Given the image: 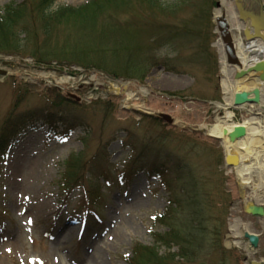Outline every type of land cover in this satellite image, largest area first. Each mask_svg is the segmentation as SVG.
<instances>
[{
    "label": "rangeland",
    "instance_id": "1",
    "mask_svg": "<svg viewBox=\"0 0 264 264\" xmlns=\"http://www.w3.org/2000/svg\"><path fill=\"white\" fill-rule=\"evenodd\" d=\"M129 1L132 9L116 14L118 21L136 18L155 26L166 24L182 35L153 51L158 64L141 80L110 79L112 83L83 69L80 65L87 59L71 58L68 53L90 51L97 40L73 20L55 24L46 35L38 25L35 39L27 40L22 34L23 46L28 47L19 55L24 60L0 55V71L6 73L0 75V129L18 99L22 102L12 116H40L36 130L16 141L0 166V264H127L134 244L156 246L151 232L166 234L173 226L189 239L194 264H243V257L252 258L244 250L246 245L237 250L227 245L233 218L261 235L260 256L264 254V220L244 214L236 173L223 164L221 141L207 136L205 130L217 116H224V110L217 109L224 102L215 47L219 41L214 23L217 0L215 6L208 0H186L174 11L170 8L177 0H159L168 9L156 17L141 10L137 1ZM87 2L54 0L50 12ZM259 2L264 12V0ZM12 3L21 0H0V11ZM109 12L97 17L98 27ZM30 18L27 10L23 22ZM171 34L168 31L165 37ZM231 35L234 42L242 37L234 29ZM35 43L45 46V58L51 63L48 69L42 70L30 57ZM99 58L98 54L91 57L94 62ZM115 59L105 54L107 69L100 71L114 77L110 66ZM68 64L72 67L64 66ZM35 81L43 84L24 87L23 83ZM47 90H58L63 96L72 93L81 99V107L54 105ZM256 109L236 110L231 121L242 124L257 114ZM145 116L165 124L156 125ZM46 122L54 133L49 135ZM68 130L69 136L61 139L60 133ZM98 153L97 158L107 165L94 159ZM73 159L78 160L80 176L90 169L101 174L103 168L112 176L108 186L99 182L105 186L104 197L88 221L81 211L80 190L63 187L67 162ZM154 168L166 171L172 193L152 175ZM122 173H129L127 183L114 184ZM252 188L253 183L242 189L247 203L264 206V199L254 197ZM133 197L140 203L132 204ZM160 216H166L162 223ZM95 245L100 256L93 262L90 248ZM156 247L160 255L176 254L179 249L173 243L168 250Z\"/></svg>",
    "mask_w": 264,
    "mask_h": 264
},
{
    "label": "trees",
    "instance_id": "2",
    "mask_svg": "<svg viewBox=\"0 0 264 264\" xmlns=\"http://www.w3.org/2000/svg\"><path fill=\"white\" fill-rule=\"evenodd\" d=\"M135 1L139 5L143 4V7L141 5L139 7L143 11L144 8L149 11V14L146 13L151 17L165 13L168 9L159 0ZM185 1L177 0L171 6V11H174V8H177L178 4H184ZM208 1L211 6H215L213 0ZM53 3L54 0H21L20 4L12 3L6 6L3 14H0V55L20 57L22 60V56H19L20 52L28 48L27 46H23V41L20 39L22 34L25 35L27 40L31 38L35 39L37 34H35L34 30L38 25L43 29L42 33L46 35L55 24L67 23L73 20L80 23L81 29L90 33L91 38L94 35L97 40V42L95 40L92 41L94 46L91 49L93 51L91 49L90 51L71 50L68 53L71 58L77 55L79 56L78 58H82L81 60L87 59L84 62L85 64L80 65L83 69L94 71L112 80H141L151 68H154L158 64V61L154 58L153 51L161 46L164 41L171 42L182 36H180V33L170 28L168 29L169 25L166 24L155 26L152 24V21L146 22L136 18L129 19L125 22L118 21L116 14L119 12H129L132 9L133 6L129 0H89L86 4L77 8L65 7L59 8L55 12H50ZM27 10L31 18L23 22ZM106 11L110 12L106 17L103 16L105 22L98 27L96 19ZM166 30L167 34L168 31L172 33L169 38L165 37L167 34L162 35ZM44 48V45L38 46L35 43L31 49L30 57L35 62L37 61L36 63L39 66H46L48 69L51 63L49 59L45 58V54L48 53ZM97 54L100 56L99 61L94 62L91 57ZM105 54L116 57L110 66L114 77L104 74L103 72L105 71H100V69H107ZM66 66H71V64ZM89 66L90 68H87ZM24 92H27V90H24ZM46 94L54 105L63 103L81 107V105H77L61 95L58 90H47ZM172 96L178 97L182 101H187L186 97L178 95ZM21 100H17L14 109L18 107ZM108 104L114 107L112 103L109 102ZM145 118L156 125L162 126L165 124L151 116H145ZM39 120L40 116L37 113H27L10 116L4 122L0 129V163L6 159L8 149L11 145L18 138L24 136L27 131L34 130ZM64 136L66 137L67 134H64ZM99 155L100 153L94 159L96 160ZM98 161H103V165H107V162L101 158H97ZM77 163L78 160L74 159L68 162L67 169L64 173L65 188L78 187L77 184L81 180L84 181L83 173L82 176L79 175L80 169L77 167ZM152 172L159 177L163 175L162 171L157 168H154ZM87 174L88 178L85 179L87 180L85 181L86 187H81V189L83 205L88 216L92 209L99 206L104 197V189L99 185V182L102 180L106 181L109 173L106 171V168L105 170L103 168L101 174H97V170L91 171V169L90 172L88 170ZM164 184L165 189L172 193L169 182L165 181ZM170 204L172 206L174 205L173 203ZM152 237L156 246L165 247L168 250L171 249L170 245L173 243L179 247L178 252L176 254L168 252L166 255H160L159 249L156 246L147 247L141 244H135L132 247L130 258H127L128 264H191L190 262L194 264L195 258L193 259L191 256L192 251L188 250L190 241L186 234L178 231L175 226L166 234L153 233Z\"/></svg>",
    "mask_w": 264,
    "mask_h": 264
},
{
    "label": "bare ground",
    "instance_id": "3",
    "mask_svg": "<svg viewBox=\"0 0 264 264\" xmlns=\"http://www.w3.org/2000/svg\"><path fill=\"white\" fill-rule=\"evenodd\" d=\"M215 2V0H213ZM216 8L214 11V21L220 18L222 15L227 21L231 32L233 29L238 33L242 34V37L235 41L236 53L241 63V69L246 70L245 67H251V65L257 61L264 63V41L257 40L253 49L254 54L250 56L249 50L246 49L243 30H249L250 26L243 24L239 21L237 7L244 10L247 13L261 15L264 17L263 8L259 0H217ZM250 10H255L252 12ZM260 15L259 18L262 16ZM264 32H262V35ZM254 43V42H253ZM234 46V47H235ZM218 50L220 66H221V89L223 94V105L218 104L217 109L224 110V116L215 118V124L212 126L205 127L206 134L209 137L220 139L222 146L225 150L226 155L235 157L238 162L237 167H233L232 170L236 173V179L239 183V189L243 187H250V184H254V188L251 189V193L257 199H264V82L259 81V73H254L255 76L248 78L253 73L240 81H235L234 76L237 71V67H231L226 61L224 54V45L221 41H217L215 44ZM250 79V81H248ZM254 88L260 90V102L258 105H248L249 107L255 106L257 114H252L246 122L242 124H233L231 121L234 114L232 109V103L234 95L237 92L251 91ZM242 106L238 110H243ZM252 113V112H248ZM243 126L246 129V136L234 143H229L227 136L236 127ZM253 178H256L254 181ZM264 201V200H263ZM130 202L134 205L140 203L138 197H133ZM251 204L245 206V209L249 208ZM263 208V205H257ZM264 220V217H253ZM229 231L232 236L231 241H228L227 245L239 247L245 240L241 238L243 234L253 235L260 238V234L251 232L247 224H244L239 218H233L230 222ZM242 239V241H239ZM95 246L90 248V254L92 255V261H96V257L100 256V253L95 250ZM248 246H245L247 249ZM263 263L257 262L258 264H264V257H262Z\"/></svg>",
    "mask_w": 264,
    "mask_h": 264
},
{
    "label": "water",
    "instance_id": "4",
    "mask_svg": "<svg viewBox=\"0 0 264 264\" xmlns=\"http://www.w3.org/2000/svg\"><path fill=\"white\" fill-rule=\"evenodd\" d=\"M237 9H238L239 21L243 24L247 23L246 25H248L249 23L250 26L249 30H243V38L246 49L249 50L251 56L252 54H254L253 49L255 47V43L257 42V40L261 39L264 41V34L262 35V32H264V17L261 15L262 13L256 15V14L247 13L241 8L239 9L238 7ZM260 15L262 16L261 18H259ZM214 23H215L216 33L219 36V40L224 45V54L228 65L240 69L235 73V76L233 77L234 80L240 81L251 73L253 74L259 73L258 76L259 81L264 82V63L259 60L253 63L251 67H245L246 70H242L239 57L237 56L236 53L235 42L231 35V30L229 28V25L225 20L224 16L222 15L220 18L215 19ZM0 75H5V72H0ZM71 98L74 99L76 102H79V99L76 98L75 96H71ZM260 100H261L260 90L258 88H254L251 91L237 92L233 98L232 109L236 111L242 106L258 105ZM246 134L247 132L245 127L238 126L228 134L227 136L228 142L234 143L236 141H240L246 136ZM224 162L226 167L228 168H233L238 166V162H236L235 157L226 155V153H225ZM245 213L255 217H264L263 208L258 206H253V205L249 206V208L245 209ZM244 237L249 240V242L253 247H257L259 240L256 236L245 234ZM252 264H258V263H252Z\"/></svg>",
    "mask_w": 264,
    "mask_h": 264
}]
</instances>
